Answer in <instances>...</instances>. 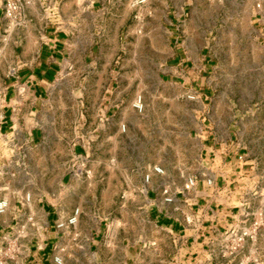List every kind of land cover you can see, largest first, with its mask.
Listing matches in <instances>:
<instances>
[{
	"label": "rangeland",
	"instance_id": "rangeland-1",
	"mask_svg": "<svg viewBox=\"0 0 264 264\" xmlns=\"http://www.w3.org/2000/svg\"><path fill=\"white\" fill-rule=\"evenodd\" d=\"M101 11V21L89 25L106 30L81 33L83 51L75 53L74 69L63 71L53 87V128L70 134L46 136L45 159L59 162L60 173L67 171L73 146L94 130L102 162L92 171L74 169L81 177L79 190L91 192L76 201L99 210L92 215L109 225L107 240L123 242L126 264L135 256L138 264H154L148 242L156 233L142 222V181L152 173L175 183L191 179L200 152L194 140L202 124L198 112L212 114L206 125L229 128L234 145L252 161V202L264 210V17H259L264 0H108ZM170 18L177 20L178 47L168 32ZM176 49L193 60L188 86L198 77V92L207 96L203 105L173 76ZM117 98L122 100L118 111L108 118L113 108L105 120ZM83 239L78 236L74 247L61 252L62 264H108V249L102 246L98 259L96 252L89 259Z\"/></svg>",
	"mask_w": 264,
	"mask_h": 264
},
{
	"label": "crops",
	"instance_id": "crops-1",
	"mask_svg": "<svg viewBox=\"0 0 264 264\" xmlns=\"http://www.w3.org/2000/svg\"><path fill=\"white\" fill-rule=\"evenodd\" d=\"M107 2L18 0L19 11L13 21L5 17V0H0V200L8 204L0 214V264H54V258L76 245L78 236L84 237L82 245L89 259L93 252L98 259L97 252L105 246L108 264L129 262L122 254L123 242L107 240L109 225L92 215L99 210L85 209L76 201L91 192L90 188L79 190L81 177L73 174L74 169L92 171L102 162V153L97 154L94 148V130L87 140L73 146L65 172H59V162L45 159L43 148L46 136L70 134V130L53 128V87L63 71L74 69L71 61L77 50L83 51L81 33L106 30L102 26L92 29L89 24L101 21ZM259 17L263 19V13ZM168 32L178 47L175 18H170ZM184 54L183 49L175 50L171 71L203 105L207 96L198 92V77L188 86L193 60ZM121 102L117 98L115 105L106 109L105 120L113 108L108 118L118 111ZM197 115L202 124L194 134L200 147L198 169L191 176L195 185L187 187L186 177L175 183L166 174L154 173L148 183L142 181L146 203L142 222L156 233L148 242L154 256L151 263L264 264V217L253 240L246 239L233 256L224 252L226 234L250 228L263 209L257 211L252 202L254 165L242 148L234 145L231 130L217 123L206 125L210 112L203 110ZM20 154L22 159L16 157ZM163 189L168 190L170 203L165 202ZM135 211L139 225V207ZM75 212V225L57 227ZM138 259L135 256L130 262L138 264Z\"/></svg>",
	"mask_w": 264,
	"mask_h": 264
},
{
	"label": "built area",
	"instance_id": "built-area-1",
	"mask_svg": "<svg viewBox=\"0 0 264 264\" xmlns=\"http://www.w3.org/2000/svg\"><path fill=\"white\" fill-rule=\"evenodd\" d=\"M140 1V0H139ZM144 2V1H141ZM257 8H260V5H257ZM19 11V3L18 0H5V17L9 20H15L17 13ZM194 99L193 97H191ZM155 172L160 173L158 169H154ZM150 181V175L145 176V184ZM207 184L210 185L211 181L208 180ZM195 185V180L190 179L188 180L187 187H193ZM162 194L165 196V202L170 203L172 199L168 197L169 192L167 189H163ZM7 202L5 200H0V214H3L5 210L7 209ZM77 213L75 212L74 215L67 220L66 224L59 223L57 224L58 228H64L73 226L77 222ZM262 225V219L254 220L250 226V228H246L242 230L241 232H234L233 230L230 231L228 234H226L224 238L225 247L224 252L228 256H233L236 253L239 252V250L243 247L246 239L253 240L256 237L258 229ZM55 264H62V262L58 259H54Z\"/></svg>",
	"mask_w": 264,
	"mask_h": 264
}]
</instances>
